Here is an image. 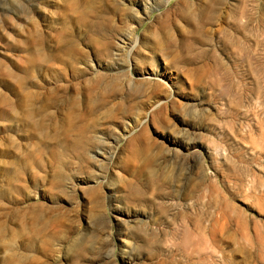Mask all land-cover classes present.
Listing matches in <instances>:
<instances>
[{
  "label": "rangeland",
  "instance_id": "374dc122",
  "mask_svg": "<svg viewBox=\"0 0 264 264\" xmlns=\"http://www.w3.org/2000/svg\"><path fill=\"white\" fill-rule=\"evenodd\" d=\"M0 264H264V0H0Z\"/></svg>",
  "mask_w": 264,
  "mask_h": 264
},
{
  "label": "bare ground",
  "instance_id": "6f19581e",
  "mask_svg": "<svg viewBox=\"0 0 264 264\" xmlns=\"http://www.w3.org/2000/svg\"><path fill=\"white\" fill-rule=\"evenodd\" d=\"M169 0H167V2H168ZM135 47H136V45H135Z\"/></svg>",
  "mask_w": 264,
  "mask_h": 264
}]
</instances>
